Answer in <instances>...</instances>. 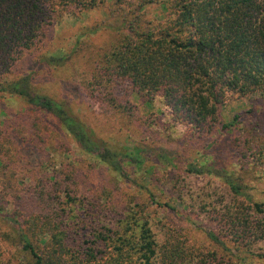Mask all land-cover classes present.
Instances as JSON below:
<instances>
[{
  "label": "trees",
  "instance_id": "16d2710c",
  "mask_svg": "<svg viewBox=\"0 0 264 264\" xmlns=\"http://www.w3.org/2000/svg\"><path fill=\"white\" fill-rule=\"evenodd\" d=\"M106 2L0 0V103L8 97L23 101L11 115L0 111L4 115L0 117V167L12 161L30 164L34 156L35 168L40 166L43 174L33 189L29 185L27 196L15 195L14 207L0 212L4 232L14 234L21 249L30 254V264H264V199L254 197L252 187L235 170L212 165L213 157L231 152L255 168L256 151L263 156L264 167V140L256 145L259 139L252 131L231 136L253 110L237 112L229 121L221 114L229 91L264 95V0H110L106 21L92 29L114 30L117 38L98 55L86 84L77 80L72 88L68 85L76 98L88 96L87 102L102 111L107 106L121 112L137 130L150 126L147 120L138 121L139 106L152 107L159 98L168 110L171 128L179 129L186 143L194 138L200 144L201 155L190 157L155 143L151 131L142 136L133 129L121 145L111 144L74 112L73 98L58 99L34 88L35 72L60 64L67 56L37 57L29 71L18 74L31 54L44 46L64 12H83ZM152 3L163 10L158 20L145 17L144 8ZM49 148H63L73 155L72 161L57 163ZM40 152L45 153L43 158L38 157ZM76 153L93 157L118 180L145 194V203L165 206L182 224L180 211L157 199L161 186L151 173L158 166L176 179L204 173L223 177L234 198L243 197L247 206L240 214L230 204L222 211L212 206L206 211L209 219L224 225L218 229L198 225L206 243L194 245L188 235L179 233L177 221L149 217L141 208L144 204H132L131 195L121 217L92 230V237L84 239L78 250L65 242L70 223L61 224L54 205L55 190L66 181L71 183ZM182 189L184 185L177 190ZM180 203L184 210L185 200ZM80 207L78 202L66 205L77 216ZM28 221L44 227L35 233L44 244L43 253L32 242L33 228L25 229ZM81 221L78 218L72 226L79 228Z\"/></svg>",
  "mask_w": 264,
  "mask_h": 264
},
{
  "label": "rangeland",
  "instance_id": "374dc122",
  "mask_svg": "<svg viewBox=\"0 0 264 264\" xmlns=\"http://www.w3.org/2000/svg\"><path fill=\"white\" fill-rule=\"evenodd\" d=\"M108 2L83 12H75L74 14L72 10L64 12L60 20L52 27L51 35L44 46L39 51L31 54L30 62L28 60L18 74L29 71L32 64L31 60H35L37 57L67 56L66 60H63L60 64L45 65L35 72L33 78L34 88L41 93L58 99L63 97L73 98L74 112H77L85 123L93 127L99 135L106 138L111 144L121 145L125 141L124 138L127 137L126 134L132 132L133 129L136 131L135 133L142 134V136L148 135L151 131L152 136L149 137L153 138L155 143L179 151L182 150L184 157H190L194 154L200 156V144L194 138H191L190 143H186L182 132L179 129L174 130L171 128L168 110L159 98L155 100L152 107L139 106L138 121L147 120L150 126L143 125L137 130L135 125L133 128L129 126L121 112H114L107 106L102 111L98 105L92 104L91 100L87 102L89 100L88 96H84V98L81 95L76 98V95L68 87L69 85L72 88L77 80L86 84L90 79L98 55L109 49L116 41L117 33L114 30L100 28L92 32V29L106 21ZM144 10L145 17L149 20H158L163 15V10L158 4H148ZM7 100L4 104L0 103V111L5 109L7 115L18 111L23 105L20 98L8 97ZM249 109H252L253 113H249L243 122L238 124L239 130L231 136L240 135V133L246 136L252 131L254 137L259 139L255 143L257 145L264 140L263 94L242 96L239 93L227 92L221 106L222 119L229 121L235 113H241L243 110ZM2 116L4 115L0 114V117ZM251 127L255 129L251 130ZM132 135L136 137L135 134ZM70 147L72 149L73 144ZM49 151L55 155L57 163L66 165L72 161L73 155L63 150V148L56 151L49 148ZM255 154L254 160L256 161L253 165L255 168L252 165L248 166L246 164V166L243 161L239 160V155L231 154V152H224L218 155L216 159L213 157L212 165L217 168L235 170L236 174L240 175L243 181L247 183L246 185L252 187L255 193L254 197L264 199L263 156H258L256 151ZM43 156H45V153H38V157L43 158ZM74 157L77 161L74 162L73 175H71V180L69 179L71 183L66 181L59 189L55 190V195H58V198L54 205L57 207L55 214L61 215L63 219L61 224L70 223L69 231H65V242L69 247H78V250L81 248L79 245L83 244L84 246V239L92 237V230L99 228L104 223L112 225L121 217L123 208L131 195H134L132 204H144L141 208L144 214L149 215V217L155 218V216H158L162 221H164L163 218L177 221L179 223V233L188 235L189 241L194 245L199 243L205 245L206 243L198 225L201 227L207 225L216 229L224 225L223 223L217 225L216 222L209 219L206 211L211 209L212 206L222 211L221 209L225 205L230 204L232 209L237 208L236 214L243 213L247 206V201L243 197L234 198L223 177L204 173L202 175L191 174L186 176L185 179H176V175L168 173L167 168L158 166L151 173L152 178L158 177L161 186V190H155L157 199L160 203L175 206L180 211L184 221L182 224L175 214L167 209L165 210V206L158 208L154 203H145V194L137 193L135 186H131L130 183L118 180L114 177V173L105 166L97 165L93 157L79 153H76ZM30 159L32 161L30 164L25 163V161H12L8 167H0V212L10 211L14 207V201H16L15 195L27 196L31 192V189L28 190L29 185L33 189L34 184L41 181L42 169L40 166L35 168L36 165L32 160L34 156ZM249 160L248 162H250ZM241 163L245 165L244 168H241ZM147 165L145 163L141 167V171H139L141 175L146 172L143 168ZM46 171L49 172V168ZM64 173H67V171ZM51 181L53 182L52 179ZM183 185L184 189L178 191L177 189ZM190 194L193 197L192 199L189 198ZM182 199L185 200L184 210H182L180 203ZM73 202H78L81 206L77 208L80 212L78 216L74 211L66 208L68 203L73 204ZM78 218L84 219V221L79 222L81 228L72 226V223L76 222ZM47 220V218H43L44 222ZM5 227V222L0 218V262L5 264H30V254L21 249L20 244L14 238V234L4 232ZM30 227L34 230L33 235L30 233L32 242L36 245V249L43 253L44 244L38 241L35 233L38 232V229L44 227L41 228L38 223L36 226H32V221H28L25 224V229H30ZM158 227L161 228L160 225Z\"/></svg>",
  "mask_w": 264,
  "mask_h": 264
}]
</instances>
